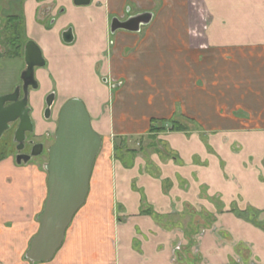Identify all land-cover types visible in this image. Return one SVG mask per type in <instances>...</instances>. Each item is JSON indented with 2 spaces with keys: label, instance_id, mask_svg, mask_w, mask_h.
<instances>
[{
  "label": "crops",
  "instance_id": "1",
  "mask_svg": "<svg viewBox=\"0 0 264 264\" xmlns=\"http://www.w3.org/2000/svg\"><path fill=\"white\" fill-rule=\"evenodd\" d=\"M17 2L0 0V24L19 16L25 42L45 63L28 92L36 137L56 131L57 120L40 115L53 95L55 118L63 103H83L102 146L86 201L46 263L24 257L39 229L47 175L12 155L0 161V264H264V132L145 139L151 120L179 116L173 92L179 98L181 87L204 82L188 74L193 54L264 51V0ZM141 14L150 20L138 32H111L112 19ZM2 47L0 97L20 86L26 69L23 57L2 59ZM114 137L126 141V159L113 160Z\"/></svg>",
  "mask_w": 264,
  "mask_h": 264
},
{
  "label": "water",
  "instance_id": "2",
  "mask_svg": "<svg viewBox=\"0 0 264 264\" xmlns=\"http://www.w3.org/2000/svg\"><path fill=\"white\" fill-rule=\"evenodd\" d=\"M75 5L86 6L89 0H75ZM150 15L120 22L111 21V32L118 30L138 32L141 25L149 22ZM70 33L64 35L65 42H71ZM26 70L21 75L22 88L17 87L10 95L0 97V139L9 125L18 121L13 141L21 149V144L27 132H32V123L28 114L29 88H36L33 71L36 67L45 65L41 52L35 44L29 42L24 47ZM20 90L22 99H19ZM5 104H10L5 107ZM53 104V96L46 100L45 119ZM102 140L96 134L90 123L89 115L83 103L70 100L61 108L54 142L48 149V161L45 167L47 173V196L42 211L37 217L39 229L30 240L25 259L31 263L49 262L61 247L65 232L76 213L84 205L88 191L91 171L99 154ZM32 151L31 156L41 154V145ZM30 157L17 156V165L27 164Z\"/></svg>",
  "mask_w": 264,
  "mask_h": 264
},
{
  "label": "rangeland",
  "instance_id": "3",
  "mask_svg": "<svg viewBox=\"0 0 264 264\" xmlns=\"http://www.w3.org/2000/svg\"><path fill=\"white\" fill-rule=\"evenodd\" d=\"M21 2L22 0H18L17 4L19 5ZM5 23L2 21L0 24V47L3 46L2 40L8 36V33H4L5 30H3ZM246 50L244 48L241 53L228 52V54H222L212 48L209 50L205 48V52L200 56L193 54V63H189L191 69H189L188 74H191L192 78L203 79L204 82L201 81L203 85L199 81L196 85L193 83L181 87V90H187V92L185 95L178 94L179 98L173 92V112L179 113V116H173V118L188 127V131H193L202 139H205L207 135H214L221 131L231 133L264 132V51L259 50L260 52L257 54H249L245 52ZM2 55L4 56L5 53ZM5 58L9 59L8 56L2 59ZM14 59L17 58L11 60ZM191 93L198 94V96H194V101L188 100ZM186 95H188L187 98H185ZM47 97H45L44 102H46ZM202 97L208 98V100L201 101ZM238 101H243L245 106L237 105ZM65 103L55 102V107L57 108L61 104L62 107ZM109 104L112 105V103ZM196 111L200 112V116L197 118L185 115H195ZM40 115L44 120V112ZM53 115L54 112L51 117L49 116L52 122L58 119ZM156 135L151 136L148 132L145 139L148 140V137L155 139L154 136ZM7 136L8 133L1 138L0 146L9 140V144L16 151L13 138L11 143L10 136L4 141ZM43 141H46L45 145L48 148L53 143V137L49 140L43 139ZM111 143L113 160L126 159L123 153V149H126L124 146L126 141L122 137H117V139L114 137ZM28 149L27 146L25 151ZM47 161V150L45 149L41 157L32 160L29 164L38 166L39 170L47 175L45 170Z\"/></svg>",
  "mask_w": 264,
  "mask_h": 264
},
{
  "label": "trees",
  "instance_id": "4",
  "mask_svg": "<svg viewBox=\"0 0 264 264\" xmlns=\"http://www.w3.org/2000/svg\"><path fill=\"white\" fill-rule=\"evenodd\" d=\"M4 33H8V36L2 40L3 46L6 48V56L9 59L12 58H22L23 50L26 44L23 35V21L19 16L8 18L5 23ZM169 125V129L167 130L165 125ZM187 132L188 127L183 125L182 123L176 121L174 118L169 120H152L149 128V134L152 136L153 134H158L162 132ZM6 143H4L5 145ZM10 156V152L7 150V147L0 146V161L4 160ZM143 214L150 213V211H143ZM254 215H250L249 218L252 219Z\"/></svg>",
  "mask_w": 264,
  "mask_h": 264
},
{
  "label": "flooded vegetation",
  "instance_id": "5",
  "mask_svg": "<svg viewBox=\"0 0 264 264\" xmlns=\"http://www.w3.org/2000/svg\"><path fill=\"white\" fill-rule=\"evenodd\" d=\"M141 15H142V14H141ZM141 15H137V16H135V17H140ZM131 18H132V17H131ZM131 18H129V19H131ZM129 19H128V20H129ZM112 20H114V19H112ZM118 20H119V19H118ZM119 21H120V20H119ZM126 21H127V20H126ZM120 22H125V21H120ZM139 29H140V27H139ZM22 84H23V83L20 84V89L22 88ZM21 94H22V91L20 90L19 99H21ZM22 95H23V94H22ZM50 96H51V95H49V96L47 97V99H48ZM52 96H53V95H52ZM47 99H46V100H47ZM53 99H54V97H53ZM8 105H10V104H5V107L8 106ZM53 105H54V103L52 104V107H51L50 112H49V116H50V117H51V115H52V113H53ZM27 109H28V114H29V116H30V118H31L32 109H31V108H28V107H27ZM43 112H44V114H45V112H46V102H45V108H44V111H43ZM42 114H43V113H42ZM42 116H43V115H42ZM50 117H49L48 119H45V116H44L43 119H44L45 121H49V120H51ZM17 126H18V121H16V122L10 124V125H9V128L5 131V133L3 134L2 137H4L6 133H8V136H10V143H11V142H12V138L14 137V133H15V130H16ZM32 127H33L32 132H30V133L27 132V133L25 134V139H24L23 143L21 144V149H20V150H17V147L19 146V144H17V143L14 142V145H16V151H14V149H13L12 146H11V144H9V140H7V139H8V136L6 137V139H4V141L7 140V141H6V144H5V145H1V146H3V147H7V150L10 152V155L13 156L14 160L16 159L17 156L30 157V159H29L28 162H27V164H29L32 160H34V159H36V158H38V157H41V155H42V153L44 152L45 149L47 150V159H48V149H49V147H50L51 145H50L48 148H46V145H45L46 141L44 142L43 139L49 140V138L53 137V142H54V134H55V132H54L53 134H47V135H45L43 138H37L36 135H35V133H34V131H35V125L32 124ZM47 144H48V142H47ZM52 144H53V143H52ZM38 145H41V154L38 155V156H36V157L31 156V154H32L31 152H32V151H35L34 148H35L36 146H38ZM27 146L29 147V149H28L27 151H25V148H26ZM27 164H25V165H27ZM24 259H25V258H24Z\"/></svg>",
  "mask_w": 264,
  "mask_h": 264
}]
</instances>
